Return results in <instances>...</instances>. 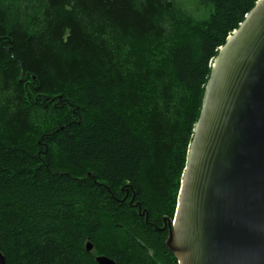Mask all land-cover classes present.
<instances>
[{"label": "trees", "instance_id": "16d2710c", "mask_svg": "<svg viewBox=\"0 0 264 264\" xmlns=\"http://www.w3.org/2000/svg\"><path fill=\"white\" fill-rule=\"evenodd\" d=\"M197 1L203 19L177 0H0L7 264H178L163 227L212 61L257 0Z\"/></svg>", "mask_w": 264, "mask_h": 264}, {"label": "water", "instance_id": "95a60500", "mask_svg": "<svg viewBox=\"0 0 264 264\" xmlns=\"http://www.w3.org/2000/svg\"><path fill=\"white\" fill-rule=\"evenodd\" d=\"M168 225L178 264H264V0L218 48Z\"/></svg>", "mask_w": 264, "mask_h": 264}, {"label": "rangeland", "instance_id": "374dc122", "mask_svg": "<svg viewBox=\"0 0 264 264\" xmlns=\"http://www.w3.org/2000/svg\"><path fill=\"white\" fill-rule=\"evenodd\" d=\"M184 6L185 10L191 14L195 19H203L207 16V11L205 8H202L197 0H177ZM181 183V182H180ZM176 209V208H175ZM167 224V222H166Z\"/></svg>", "mask_w": 264, "mask_h": 264}, {"label": "bare ground", "instance_id": "6f19581e", "mask_svg": "<svg viewBox=\"0 0 264 264\" xmlns=\"http://www.w3.org/2000/svg\"><path fill=\"white\" fill-rule=\"evenodd\" d=\"M214 59H215V58H214ZM214 59H213V61H212V64H213V62H214ZM88 243L92 244L91 242H87V243L85 244V249H86L87 252L91 251V249L93 248V244H92L91 249L88 251V250H87V247H86ZM0 252H1V251H0ZM1 254H2V253H1ZM2 255H3V254H2ZM3 256H4V255H3ZM99 256H100V255H99ZM96 257H97V256H96ZM96 257H95V260H96ZM4 258H5V257H4ZM5 262H6V259H5ZM96 262H97V261H96ZM114 262H115V261H114ZM115 263H116V262H115ZM6 264H7V263H6Z\"/></svg>", "mask_w": 264, "mask_h": 264}, {"label": "flooded vegetation", "instance_id": "af4514ba", "mask_svg": "<svg viewBox=\"0 0 264 264\" xmlns=\"http://www.w3.org/2000/svg\"><path fill=\"white\" fill-rule=\"evenodd\" d=\"M164 228H166V232H167V233H166V238H167L168 231H169V225H168V223L165 225V227H163V229H164Z\"/></svg>", "mask_w": 264, "mask_h": 264}]
</instances>
